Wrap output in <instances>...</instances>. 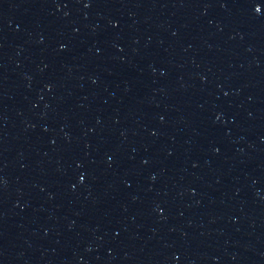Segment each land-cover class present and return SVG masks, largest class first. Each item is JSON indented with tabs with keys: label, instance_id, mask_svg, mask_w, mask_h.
Returning a JSON list of instances; mask_svg holds the SVG:
<instances>
[{
	"label": "water",
	"instance_id": "1",
	"mask_svg": "<svg viewBox=\"0 0 264 264\" xmlns=\"http://www.w3.org/2000/svg\"><path fill=\"white\" fill-rule=\"evenodd\" d=\"M190 264H264V0H121Z\"/></svg>",
	"mask_w": 264,
	"mask_h": 264
}]
</instances>
